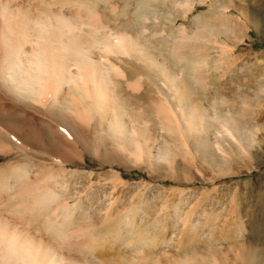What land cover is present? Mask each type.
Listing matches in <instances>:
<instances>
[{
    "label": "rangeland",
    "instance_id": "1",
    "mask_svg": "<svg viewBox=\"0 0 264 264\" xmlns=\"http://www.w3.org/2000/svg\"><path fill=\"white\" fill-rule=\"evenodd\" d=\"M79 1L89 7L78 15L99 19L112 46L115 33L129 34L124 52L109 54L128 74L115 97L122 123L104 120L98 104L72 129V107L46 108L50 96H20L0 80V166L22 160L33 177L54 167L63 202L46 218L78 204L69 238L43 222L30 231L73 262L264 264V0ZM132 37L145 48L139 60L129 58ZM0 47L1 75L10 52ZM66 91L59 99L78 100ZM169 110L177 133L164 124ZM12 219L22 228L28 216ZM92 236L93 256L81 248Z\"/></svg>",
    "mask_w": 264,
    "mask_h": 264
},
{
    "label": "bare ground",
    "instance_id": "2",
    "mask_svg": "<svg viewBox=\"0 0 264 264\" xmlns=\"http://www.w3.org/2000/svg\"><path fill=\"white\" fill-rule=\"evenodd\" d=\"M90 4L93 3L90 2ZM87 6L89 7V4H83L79 0H0V40L4 43V49L10 52V57L8 56L4 61L0 80L10 85L13 84L14 90L17 89L16 94L20 96L29 94L32 89L44 94V97L45 95L50 96L42 100L44 103L48 100L49 104L46 108H53L50 106L52 103L57 105L60 102L72 107L76 114V119H73L76 125L70 124L72 129L79 125L81 127L79 123L85 122L93 109L95 112L98 104L101 117L112 124L120 122V113L124 112L122 108L124 106L120 105L123 100L118 102L120 103L118 105L115 97L119 88L118 84L128 79L124 67L125 61L119 57L111 60L109 54H116V50H121L120 45H123V40L125 41L129 34L120 32L116 36L115 33L113 38H119V40L112 46V39L110 44L106 40L105 30L102 29L105 25H98L99 19L94 17L92 20L93 17L88 18L87 15L83 17L85 18L83 20L78 15L84 12L87 14V10H83ZM91 10L93 12L95 9L92 7ZM77 18L84 21L82 24L84 26L75 24ZM101 41H105L106 48L111 47L110 52H100L98 46ZM128 41L132 52L129 58L141 59L143 49H145L144 45L135 42L133 37ZM115 45L118 46L115 47ZM121 52L124 51L121 50ZM104 58L106 62H102ZM7 72H10L9 76L5 75ZM119 76L121 78H118ZM64 88L68 91L67 93L72 92L74 95H79L78 100L74 97L71 102H68L64 96L59 99L60 93H64ZM83 97H87L86 100L90 103L87 102L84 105ZM94 114L97 116L99 113L96 111ZM100 119L102 121V118ZM184 119H188L186 115ZM163 120L169 131L176 132L177 129L172 127V122L177 119L170 110ZM55 179L53 166L44 168V172L39 171V174L34 177L29 166L22 160L10 163L9 166H0V264H65L66 262L68 264V261L73 262L57 250L59 246L57 248L56 245V249L52 243L44 242L42 238H37L36 234L30 231L33 223L43 222L48 233L52 231L55 237L59 234L62 236L64 226L75 223L76 218L79 217L75 215L78 204L67 205V207L64 205L66 208L54 210L49 218L44 217V214L52 209L53 203L61 197L51 188V182L54 183ZM60 202L63 201L60 200ZM14 216L21 219L28 216L25 227L20 228V225L13 221ZM66 232L65 230L63 235H66ZM70 234L74 235L73 231ZM88 240H84L85 243L83 242L81 248H89L93 256L94 251L96 252L101 244L96 237ZM72 258L75 264H95L88 260L82 261L79 256H72ZM98 263L101 264V262Z\"/></svg>",
    "mask_w": 264,
    "mask_h": 264
}]
</instances>
